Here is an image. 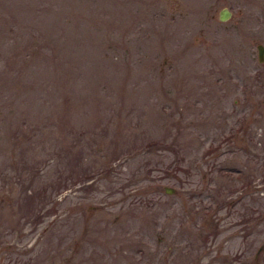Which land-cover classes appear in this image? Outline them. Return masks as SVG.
I'll use <instances>...</instances> for the list:
<instances>
[{
	"label": "rangeland",
	"instance_id": "1",
	"mask_svg": "<svg viewBox=\"0 0 264 264\" xmlns=\"http://www.w3.org/2000/svg\"><path fill=\"white\" fill-rule=\"evenodd\" d=\"M257 43L264 0H0V264H264Z\"/></svg>",
	"mask_w": 264,
	"mask_h": 264
},
{
	"label": "water",
	"instance_id": "2",
	"mask_svg": "<svg viewBox=\"0 0 264 264\" xmlns=\"http://www.w3.org/2000/svg\"><path fill=\"white\" fill-rule=\"evenodd\" d=\"M231 12L227 7H222L219 11V18L222 20L227 19L230 16ZM257 48V59L258 61H263L264 60V45L262 43H257L256 45ZM264 100V98H263ZM164 190L167 193H172L174 192L175 188L171 185H166L164 187Z\"/></svg>",
	"mask_w": 264,
	"mask_h": 264
},
{
	"label": "trees",
	"instance_id": "3",
	"mask_svg": "<svg viewBox=\"0 0 264 264\" xmlns=\"http://www.w3.org/2000/svg\"><path fill=\"white\" fill-rule=\"evenodd\" d=\"M155 143V142H154ZM153 143V144H154ZM180 170H181V168H182V170L184 171V172H186L188 175H190V173L188 172V170H189V168H186V167H178ZM107 169V168H106ZM172 176L173 177H175V178H179V176H178V174L176 173V171H175V169L174 170H172ZM149 180H151V178H149ZM66 182V184L68 185V183H69V181H67V178H64V183ZM194 182H195V180H194ZM148 182H146V183H144V184H147ZM66 184H65V186H66ZM139 195V194H138ZM139 200H141V192H140V197H139Z\"/></svg>",
	"mask_w": 264,
	"mask_h": 264
}]
</instances>
